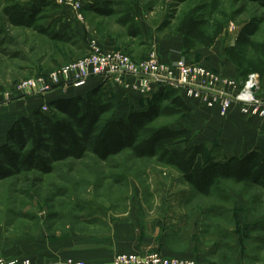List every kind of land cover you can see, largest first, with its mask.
I'll use <instances>...</instances> for the list:
<instances>
[{"label": "rangeland", "instance_id": "rangeland-1", "mask_svg": "<svg viewBox=\"0 0 264 264\" xmlns=\"http://www.w3.org/2000/svg\"><path fill=\"white\" fill-rule=\"evenodd\" d=\"M94 1L98 0H0V93H14L23 81L44 76L86 57L90 40L96 41L101 49L121 50L136 60H142L147 56L146 52L155 46L146 43L145 38H173L177 21L188 9L195 5L201 6L206 15L212 9L210 0H189L182 4L177 0H108L111 2L110 14L100 16L91 7ZM74 4L80 9V22L74 18ZM8 7H18L22 12L23 18L17 24H12L4 14V9ZM95 8L100 9L101 6ZM34 9L38 11L36 14ZM129 10L142 33L139 37L128 36L126 27L117 23ZM218 10L234 20L233 27L228 25L224 35L216 41L217 46L222 48L232 44L233 36L251 17H264V9L248 1L218 0ZM214 18L223 21L219 15ZM53 21L56 23L50 26ZM163 22L169 25L162 28ZM41 28L66 33L70 42L50 40L40 31ZM261 31L264 32V23ZM110 42L113 46L106 48ZM196 60L186 61L197 64ZM234 78L240 90L264 94V86L256 76L250 90L245 89L246 81L242 83L237 77ZM178 96L184 103L190 101L183 93H178ZM27 99L29 97H18L3 104ZM159 104L167 107V102ZM237 108L234 105L225 119L219 118L216 111L204 107L191 109L188 116L175 115L166 110L152 126L167 125L178 129L185 123L193 122L191 132L195 138L188 149L202 144L215 160H225L233 152L230 147L221 144L220 138L223 134L222 126L230 113L234 112L240 125L255 122L250 117L242 116ZM51 110L56 113L54 109ZM26 111L41 112L53 118L49 107L46 112H42L40 107ZM19 112L25 115L22 109ZM200 121L203 123L200 124ZM211 124L220 127V132L215 131L211 136L202 135ZM147 132L148 128L141 134ZM226 138L232 141V133ZM9 145L19 156L1 161L2 249L9 243L28 244L31 239L37 241L43 235L51 244L66 240V252L73 254H79L91 245L104 247L111 242V238L114 242L119 240L125 244L140 242L142 234H149L152 238V220L162 215L167 217L163 219L167 229L173 225L177 215V209L171 214L173 205L177 204L179 208L181 203L200 199L193 198L196 194L189 190L181 174L168 165L161 154L154 158H138L130 150H124L101 161L92 154L89 144L79 142L74 147L67 139L58 146L47 141L44 149L39 152L32 150L30 141ZM183 148L179 146L173 150L181 151ZM27 153L32 154L31 160H27ZM223 187L229 189L234 184L226 182ZM132 206L134 211L140 213L139 231L136 233L139 237H132V232L126 226L129 218L135 217ZM72 239H77L78 244L68 242ZM13 256L0 254V258ZM105 258L98 264H111V259L108 261Z\"/></svg>", "mask_w": 264, "mask_h": 264}, {"label": "trees", "instance_id": "trees-1", "mask_svg": "<svg viewBox=\"0 0 264 264\" xmlns=\"http://www.w3.org/2000/svg\"><path fill=\"white\" fill-rule=\"evenodd\" d=\"M177 1L182 4L189 0ZM233 1L256 3L264 9V0ZM210 2L212 9L208 15L201 6L195 5L183 13L174 27L173 34L184 38V56L198 47H213L224 35L226 27L233 25L234 20L218 10V0ZM94 4L91 7L100 16L110 14V1L98 0ZM98 5L101 6L100 9L95 8ZM37 12L34 9V14ZM4 14L12 24H17L23 18L18 7L5 8ZM215 15H219L223 21L215 19ZM55 23L53 21L50 26ZM117 23L126 27V33L130 37H139L142 34L131 10L119 18ZM263 23L264 17H251L240 28L234 43L223 48V56L235 66L237 78L242 83L250 75H255L260 81L264 79V32L261 31ZM168 25L169 23L163 22L161 26L166 28ZM40 31L50 40L70 42L66 33L49 31V28H41ZM103 92V85H98L85 96L49 101L47 105L53 118L34 111L31 118L21 117L16 120L7 132V142L0 145V172L2 159L12 160L19 156L9 143L30 141L32 150L39 152L44 149L47 141L58 146L67 139L74 147L79 142L89 144L92 154L101 161L124 150H130L138 158H154L161 154V158L181 174L182 180L192 191L205 198L215 196L220 201L229 200L223 187L226 182L264 187V146L254 147L246 154L215 160L202 144L188 149L195 138L190 129H173L167 125L152 126L166 110L175 115H190L191 109L185 105L175 89L159 88L149 99L146 109L130 110L125 118L120 119L115 118L113 105L103 99ZM160 102H167V107H162ZM146 128L147 134L142 135ZM179 146H183V150H173ZM25 156L27 160L32 158L31 153Z\"/></svg>", "mask_w": 264, "mask_h": 264}, {"label": "crops", "instance_id": "crops-1", "mask_svg": "<svg viewBox=\"0 0 264 264\" xmlns=\"http://www.w3.org/2000/svg\"><path fill=\"white\" fill-rule=\"evenodd\" d=\"M239 30L233 36L232 44ZM164 40H154L153 38L150 40L147 37L144 41L155 45L156 47L151 49L157 51L160 58L167 63L173 64L181 59L189 61L198 59L196 60L197 64L211 67L231 78L237 77L235 66L225 59L223 48L218 47L217 42L211 48L198 47L184 56V38L182 36L175 35L173 38ZM112 44L110 42L105 47L111 48ZM114 46L116 45L114 44ZM157 48L158 50H156ZM261 82L264 86V79ZM98 85H103V99L113 105L114 116L117 119L125 118L130 110H142L147 107L149 100L142 99L137 95H126L108 84L104 85L102 81L92 80L87 88L80 91L56 92L43 98L29 97L26 101H13L0 105V145L7 142V132L16 120L32 116L33 111H26V109H37L56 99L85 96ZM261 95L264 96V94ZM185 104L192 110L203 108H199L200 106L192 101H188V103L185 101ZM26 105L28 106L25 108ZM21 109L25 115H20ZM236 119V115L232 112L225 121L226 123L223 122L225 124L222 126L221 144L226 148L230 147L232 155L246 154L254 147H263L264 122H258L263 120L250 118L255 122L245 123L246 126L240 125ZM202 123L203 121H200V124ZM193 124V122H188L178 128L192 130ZM208 127L202 135L211 136L215 131L220 132V127L215 124ZM229 133L233 135L232 141H227L226 136ZM188 188L192 190L189 186ZM226 192L229 197L227 201H220L215 196L205 198L196 195L193 198L201 200L181 203L179 208L177 204L173 205L171 214L176 209L178 211L173 225H169L167 229L163 225V219L167 217L162 215L161 218H155L156 220L150 219L154 222L152 238L149 234L148 236L143 234L141 237L137 236L140 213L134 211L135 208L132 206L135 217L131 216L126 226L132 232V237L134 235L139 237L140 242L125 244L119 240L114 242L111 238V242L104 247L91 245L88 246L89 249L82 250L79 254H73L66 252V240L51 244L46 241L43 235L39 239L40 241L31 239L28 244L20 242L6 244L4 249L0 247V254L25 257L30 259L33 264H64L68 259L84 264H98L105 257L108 258V261L109 259L112 261L117 253L145 254L155 251L166 257L197 260L203 264H264V187L234 184V187L227 189ZM211 198L213 201H210ZM179 209L182 211L179 212ZM68 242L76 245L79 241L72 239Z\"/></svg>", "mask_w": 264, "mask_h": 264}, {"label": "built area", "instance_id": "built-area-1", "mask_svg": "<svg viewBox=\"0 0 264 264\" xmlns=\"http://www.w3.org/2000/svg\"><path fill=\"white\" fill-rule=\"evenodd\" d=\"M74 18L80 22V13L72 5ZM233 27V25H231ZM88 55L60 67L41 77L23 81L14 93H0V103L18 97L43 98L48 94L67 90H82L90 81L99 80L126 95L150 99L159 88L171 87L197 106L214 110L225 119L236 105L244 117L264 120V96L256 91L240 90L235 78L228 77L211 67L181 59L173 64L160 59L157 51L150 49L144 59L136 60L121 50L101 49L96 41L87 44ZM255 75L246 80L250 90ZM252 80V81H251ZM248 81V82H247ZM248 86V88H247ZM42 112L47 104L40 106ZM0 264H33L25 257L0 258ZM66 264H84L68 259ZM111 264H203L197 260L169 258L158 252L145 254L117 253Z\"/></svg>", "mask_w": 264, "mask_h": 264}, {"label": "bare ground", "instance_id": "bare-ground-1", "mask_svg": "<svg viewBox=\"0 0 264 264\" xmlns=\"http://www.w3.org/2000/svg\"><path fill=\"white\" fill-rule=\"evenodd\" d=\"M169 258H172V257H169Z\"/></svg>", "mask_w": 264, "mask_h": 264}]
</instances>
